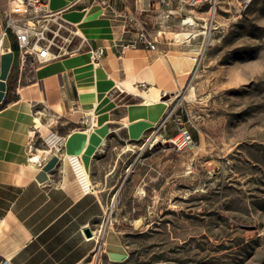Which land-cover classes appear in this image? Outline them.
I'll return each mask as SVG.
<instances>
[{
  "label": "rangeland",
  "instance_id": "1",
  "mask_svg": "<svg viewBox=\"0 0 264 264\" xmlns=\"http://www.w3.org/2000/svg\"><path fill=\"white\" fill-rule=\"evenodd\" d=\"M183 30L193 36L176 42ZM202 31L211 40L182 85L167 64L175 88L160 91L162 119L138 140L111 135L95 158L105 209L81 264H264V0L212 28L162 32L157 57L198 49ZM134 88L126 104L149 85ZM181 126L192 143L178 148ZM107 232L128 251L124 262L104 252Z\"/></svg>",
  "mask_w": 264,
  "mask_h": 264
},
{
  "label": "crops",
  "instance_id": "2",
  "mask_svg": "<svg viewBox=\"0 0 264 264\" xmlns=\"http://www.w3.org/2000/svg\"><path fill=\"white\" fill-rule=\"evenodd\" d=\"M51 1L52 10L65 8L61 16L76 24L86 43L76 55L21 71L14 36L9 33L3 40L8 51L0 57V264H81L95 252L94 226L104 213L105 200L95 186L94 191L80 189L73 174L65 169L64 156L76 155L84 163V155L89 153L92 181L95 158L111 135L121 134L127 142L138 140L131 136L134 120L128 118V105L135 103L124 102L130 92L117 86L102 92L99 86L109 83L113 75L126 79L128 56H143L151 65L158 59L162 49L159 39L155 50L143 44L124 48L140 31L157 38L156 32L164 34L180 27L176 17L161 26L158 6L152 0H71L60 8ZM7 6V0H0V32ZM97 47L105 48V54L93 64L89 50ZM22 90L29 91L26 100L31 104V115L42 122L39 128L27 119L28 114L13 108L23 100ZM93 97L107 98L95 110L96 121L106 115L104 123L95 126L85 121L83 109ZM103 129L104 141H100ZM40 150L36 167L48 175L42 180L22 169L27 156ZM112 172H107L106 181ZM86 228L91 236L85 234ZM109 237L121 243L112 232L106 234L102 244L106 254Z\"/></svg>",
  "mask_w": 264,
  "mask_h": 264
},
{
  "label": "built area",
  "instance_id": "3",
  "mask_svg": "<svg viewBox=\"0 0 264 264\" xmlns=\"http://www.w3.org/2000/svg\"><path fill=\"white\" fill-rule=\"evenodd\" d=\"M251 0H152L157 4V16L167 26L171 18H178L183 29L194 30L196 27L205 29L217 25L219 18L234 20ZM5 20L0 32V57L8 51L3 44L4 38L10 33L14 36L21 71L26 68L33 70L36 65L69 57L80 53L86 43V38L76 24H72L61 16L65 9L52 10L49 0H7ZM188 8L197 9L196 15ZM191 19V20H190ZM205 31H202L204 33ZM156 32V35H161ZM201 33V32H199ZM191 36H193L191 34ZM143 44L146 48L155 50L157 38L140 31L133 42L125 44L124 48H134ZM93 64H98L105 54V48L97 47L89 50ZM88 121V118H85ZM180 137L174 144L178 148L192 143V137L187 128L178 127ZM39 163V162H38ZM100 238H97V243ZM100 247V246H99ZM2 264H9L4 261Z\"/></svg>",
  "mask_w": 264,
  "mask_h": 264
},
{
  "label": "bare ground",
  "instance_id": "4",
  "mask_svg": "<svg viewBox=\"0 0 264 264\" xmlns=\"http://www.w3.org/2000/svg\"><path fill=\"white\" fill-rule=\"evenodd\" d=\"M71 0H52L54 5L58 8L63 7L64 3ZM191 20V19H190ZM192 33L189 31H180L174 34L176 42L190 41ZM211 40V35L204 32V38L200 43V46L196 50H188L181 52H170L166 57L158 58L154 64H148L146 58L143 56H128L125 59L127 77L124 81L120 80L117 75L111 76L112 80L109 83H104L99 86L102 92L106 89L117 86L118 88L131 91L135 89L133 82H141L148 84L149 88L140 92L142 101L135 104L128 105V118L134 120L130 125L131 136L135 139H139L142 132L149 127H154L161 119L163 111L168 107L166 101L160 100V91L173 92L175 85L171 81V74L169 66H171L177 73L176 85H182L187 79L188 75L192 72L194 65L197 64L199 57L203 54L205 47ZM138 54V53H137ZM90 55V54H89ZM1 80V78H0ZM156 83L158 86H156ZM21 102L13 104V108L21 109L23 114H28V120L32 122L35 128H39L42 125L39 117L31 115V104L27 99L29 96L27 90H22ZM1 93V90H0ZM107 102L106 97L91 98L90 104H84L83 109L88 118L90 125H100L104 123L106 115H101L95 120V110L98 106H101ZM25 119V118H24ZM25 122L21 123L23 126ZM95 130V129H94ZM105 129L99 133L100 141H104ZM30 136L32 132L28 133ZM85 138L87 135L83 133ZM180 134H177L172 139L173 142L177 141ZM40 152L27 156V161L22 166L23 172L28 175L35 176L38 179H46L48 177L45 169H37L36 163L40 161ZM48 153V150L45 151ZM89 153L84 155L85 162L82 163L78 156L67 153L64 156L65 169L67 172L73 174L74 179L78 183L82 191H94L92 185L90 170L88 166ZM57 158V157H55ZM106 252L108 257L114 262H123L128 258L127 251L123 248L122 244L117 240L109 237L105 243Z\"/></svg>",
  "mask_w": 264,
  "mask_h": 264
},
{
  "label": "water",
  "instance_id": "5",
  "mask_svg": "<svg viewBox=\"0 0 264 264\" xmlns=\"http://www.w3.org/2000/svg\"><path fill=\"white\" fill-rule=\"evenodd\" d=\"M84 232L87 236H91V231L89 228H86Z\"/></svg>",
  "mask_w": 264,
  "mask_h": 264
},
{
  "label": "trees",
  "instance_id": "6",
  "mask_svg": "<svg viewBox=\"0 0 264 264\" xmlns=\"http://www.w3.org/2000/svg\"><path fill=\"white\" fill-rule=\"evenodd\" d=\"M2 103L4 104V103H6V101L4 100Z\"/></svg>",
  "mask_w": 264,
  "mask_h": 264
}]
</instances>
